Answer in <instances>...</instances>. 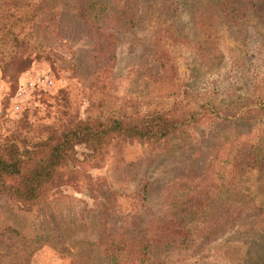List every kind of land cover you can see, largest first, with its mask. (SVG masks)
<instances>
[{
	"label": "rangeland",
	"instance_id": "rangeland-1",
	"mask_svg": "<svg viewBox=\"0 0 264 264\" xmlns=\"http://www.w3.org/2000/svg\"><path fill=\"white\" fill-rule=\"evenodd\" d=\"M49 1L57 0H0L11 14L2 20L18 28L21 5L28 4L30 12L31 4ZM125 1L120 0L121 9ZM227 7V15H218L215 0H194L189 15L163 0L131 1L127 17L132 25L114 48L111 78L118 93L165 96L155 101L167 97L159 90L160 69L152 56V44L164 29L182 40L179 84L197 88L217 81L223 94L245 91L253 75L264 79V0H228ZM207 9L211 15H195ZM59 12L48 16L44 28L50 55L34 60L14 81L0 72V139L18 130L24 116L30 127L21 135L38 138L39 126L65 121V101L67 110L83 118L87 101L97 99L84 23L66 10ZM27 16L36 23L41 15ZM202 30L221 35L206 65L190 46ZM74 148L79 159L88 155L81 143ZM205 171L212 173L203 177L204 186L223 177L215 184L222 181L225 187L203 213L188 218V246L153 251L142 264H264V119L254 113L177 131L158 148L126 145L119 155L87 170L91 183L61 185L30 212L0 193V264H110L96 247L105 230L140 227L141 235L149 221L158 222L163 207L184 198L183 185L190 183L175 191L171 186L194 181ZM94 186L101 188L98 198L90 191Z\"/></svg>",
	"mask_w": 264,
	"mask_h": 264
},
{
	"label": "trees",
	"instance_id": "trees-1",
	"mask_svg": "<svg viewBox=\"0 0 264 264\" xmlns=\"http://www.w3.org/2000/svg\"><path fill=\"white\" fill-rule=\"evenodd\" d=\"M82 1L85 6H81ZM131 1L134 0H126L121 9L120 0H57L43 5L31 4L34 8L30 12L26 8L28 4H23L18 28L13 21H6V26L2 19L11 14H7L5 4L0 2V72L3 77L14 81L16 75L34 60L50 55L44 29L48 26V16L66 10L84 23L90 46L93 89L97 93L96 101H87L83 118L67 110L65 101V109L61 112L65 121L39 126L36 129L40 137L33 138L26 132L21 135L20 130L26 131L30 127L24 116L17 121L15 128L18 130L0 139V193L22 212L32 211L39 201L57 192L55 190L61 185L82 183L83 180L91 183L94 179L87 170L119 155L126 145L145 144L158 148L172 133L206 121H227L251 113L264 119V79L256 81V75L245 91L236 93L233 89L219 93L215 86L217 81L197 88L179 84L177 57L182 52L179 49L182 40L166 29L157 34L152 44V56L160 69L159 90L167 97L155 101L165 96L158 94L154 99L118 93L111 78L114 48L132 25V20L127 17ZM163 2L173 6L174 10L182 7L189 15L193 11L194 0ZM227 2L215 0V4L220 5L218 15L229 13L231 8L227 7ZM211 14L210 9L195 13ZM27 15L41 16L35 17L36 23H30L31 18ZM220 39L221 35L216 32L202 30L196 42L190 45L195 47L194 52L203 65L216 53ZM77 143L89 151L86 158L79 159L76 155L74 147ZM211 173L205 171L203 176H194L195 183L175 182L171 186L174 191L180 190L179 184L190 183L183 185L184 198L176 200L178 206L173 203L171 208L163 207L157 213L158 222L152 217L153 220L144 225L141 235L137 233L140 227H133L135 230L109 227L96 240L98 252L110 264H142L146 255L153 251L187 247L190 242L188 218L203 213L209 201L225 187L222 181L215 184V178L223 177L207 180L204 186L203 177H209ZM167 189L170 193V186ZM90 191L93 197H100V187L94 186ZM104 237L105 242L101 243L99 240Z\"/></svg>",
	"mask_w": 264,
	"mask_h": 264
}]
</instances>
